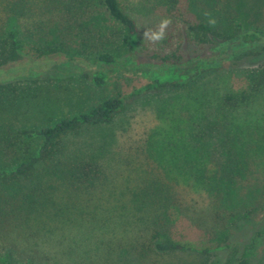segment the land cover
<instances>
[{"label":"trees","instance_id":"obj_1","mask_svg":"<svg viewBox=\"0 0 264 264\" xmlns=\"http://www.w3.org/2000/svg\"><path fill=\"white\" fill-rule=\"evenodd\" d=\"M161 1L167 12L172 13L164 41L168 44L172 39L177 40L179 45L173 51L154 50L150 54L140 48L138 20L122 0L63 1L70 14L86 15L91 21L98 15L106 16L127 31L128 45L123 54L113 46L98 50L89 61L80 60L90 69L87 76L95 85L102 86L119 73L140 75L147 83L134 89L132 94L108 96L79 114L58 118L40 127H19L10 120L2 122L0 229L14 222L29 224L38 220L42 229V225L57 221L52 218L53 207L59 208L58 216V212L63 214L70 209L71 197L110 186L111 161H114L107 150L109 139H113L110 128L128 109L132 96L154 107L164 121L149 132L146 144L151 152L155 151L154 155L169 175L176 174L178 178L172 181L181 179L191 188L208 190L216 197V204L224 202L221 206L245 203L242 202L245 193L252 197L254 204L244 212L236 209L229 217H222L224 239L203 249L174 239L168 227L172 221L159 216L152 244L140 249V259L149 254L150 248L158 254L197 251L212 256L228 252L236 246L231 239L246 235L243 231L251 232L264 221V188L254 187L252 179L246 177L248 165L256 159V154L248 149L255 133L249 126L254 116L251 107L264 105V26L236 21V13L232 12H237L236 5L239 7L243 0L200 2L213 9L221 5L216 23L192 12L190 4L194 9L197 0H188L190 17L182 12L181 0ZM51 2L59 10L56 5L60 0ZM39 15L34 23L40 24ZM9 20H4L1 32L6 31V37L0 40V100L3 103L0 115L19 101H32L27 93L30 87L26 88L22 81L31 82V72H39L41 67L40 47L36 48L39 56L21 62L22 44ZM182 41L200 46L211 43V50L192 49L184 54L180 52ZM45 59L50 58L47 55ZM243 59L256 64L241 69L246 85L236 89L229 83L226 64L238 67ZM16 61L19 63L13 64ZM62 192L67 195L64 201H55ZM161 199L165 201L160 196L157 199L160 205ZM121 205L125 209L126 203ZM58 222L63 228L67 221L59 217ZM257 237L247 247L253 260L235 255V259L221 262L208 259L204 264H264V244ZM127 261L124 264H129ZM0 264L6 263L0 258ZM25 264L34 263L27 260Z\"/></svg>","mask_w":264,"mask_h":264},{"label":"rangeland","instance_id":"obj_2","mask_svg":"<svg viewBox=\"0 0 264 264\" xmlns=\"http://www.w3.org/2000/svg\"><path fill=\"white\" fill-rule=\"evenodd\" d=\"M51 1L55 0H0V40L6 37V31L1 32L4 20L12 18L9 21L18 33L24 52L21 62L28 57L39 56L36 48L40 47L41 66L39 72H31L34 81H22L26 88L30 87L27 93H30L32 101H19L16 106L9 104L11 106L0 115L4 117H0V124L10 120L19 127H40L55 119L79 114L108 96L132 94L134 89L147 83L140 75L119 73L111 76L104 85H95L87 76L90 69L80 60L89 61L98 50L113 46L123 54L128 45L127 31L106 16L101 18L98 15L94 18L96 20L91 21L89 16L70 14L63 2L70 0H60V4L56 5L59 10L52 7ZM122 1L138 20L141 49L150 54L154 50L173 51L178 47L179 41L173 39L168 44L165 39L155 44L143 39L147 27L155 29L162 18L172 17L163 1ZM202 1L197 0L194 9L190 4V9L207 21L216 23L221 5L213 9L200 3ZM187 5L188 0H181L182 12L185 17H190ZM236 8L237 12H232L236 13V21L264 26V0H243ZM38 14L40 24L34 23ZM169 30L170 25L166 35ZM192 49L211 50V43L200 46L183 42L180 52L186 54ZM47 55L49 61H45ZM240 62L238 67L226 64L229 83L236 89L246 85L241 69L256 64L248 59ZM18 91L23 93V90ZM130 102L128 109L110 128L113 139H109L107 150L114 158V161L110 159L113 167L110 186L105 190L71 197L70 209L63 214L58 212V216L59 208L53 207L52 214L55 215L52 218L57 221L42 225V229L39 220L29 224L14 222L0 229V258L3 262L25 264L27 260H32L34 264H124L128 260L129 264H136L139 260L140 264H204L208 259H220V262L235 259V255H245L253 260L251 249L247 247L256 235L260 244H264V221L251 232L243 231L246 235L239 234L231 239L236 246L228 252H217L212 256L197 251L158 254L150 248L147 256L138 257L142 247L152 244L159 216L172 221L168 227L174 239L203 249L213 247L224 239L222 217H229L236 209L244 212L254 204L245 190L242 191L245 193L242 202L245 203L227 207L220 205L224 202L216 204V197L208 190L191 188L181 179L172 181V178H178L176 174L169 175L154 155L155 151L151 152L146 144L149 132L162 124L161 116L138 96L130 97ZM0 107H3L1 100ZM251 110L254 116L249 126L255 129V133L248 149L251 154H256V159L248 165L246 177L252 179L254 187L262 189L264 105L253 106ZM59 194L55 201L63 202L66 193ZM160 196L165 199H161V205L157 203ZM123 202L126 203L125 209L121 205ZM59 217L67 221L63 228L58 222Z\"/></svg>","mask_w":264,"mask_h":264},{"label":"clouds","instance_id":"obj_3","mask_svg":"<svg viewBox=\"0 0 264 264\" xmlns=\"http://www.w3.org/2000/svg\"><path fill=\"white\" fill-rule=\"evenodd\" d=\"M172 23L171 17L162 18L155 29L147 27L143 33V39H146L152 43H158L166 38V30Z\"/></svg>","mask_w":264,"mask_h":264}]
</instances>
